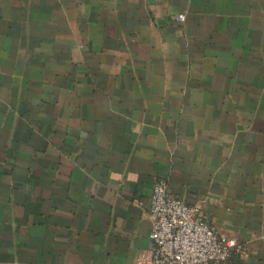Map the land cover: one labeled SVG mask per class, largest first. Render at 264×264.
<instances>
[{
  "label": "crops",
  "instance_id": "0c3cea01",
  "mask_svg": "<svg viewBox=\"0 0 264 264\" xmlns=\"http://www.w3.org/2000/svg\"><path fill=\"white\" fill-rule=\"evenodd\" d=\"M157 177L264 264V0H0V264H143Z\"/></svg>",
  "mask_w": 264,
  "mask_h": 264
},
{
  "label": "built area",
  "instance_id": "2783aa9c",
  "mask_svg": "<svg viewBox=\"0 0 264 264\" xmlns=\"http://www.w3.org/2000/svg\"><path fill=\"white\" fill-rule=\"evenodd\" d=\"M148 214L150 244L143 264H232L247 257L245 247L215 231L197 207L173 197L162 177L154 180Z\"/></svg>",
  "mask_w": 264,
  "mask_h": 264
}]
</instances>
